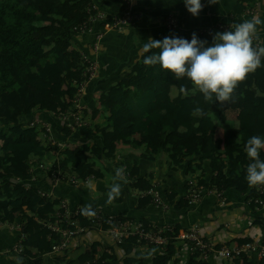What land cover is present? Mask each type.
<instances>
[{
	"label": "trees",
	"instance_id": "obj_1",
	"mask_svg": "<svg viewBox=\"0 0 264 264\" xmlns=\"http://www.w3.org/2000/svg\"><path fill=\"white\" fill-rule=\"evenodd\" d=\"M253 2L239 0L233 13L243 15L246 6ZM94 6L108 15L119 16L126 10L122 0H0V223L9 224L24 237L22 254L17 256L23 258V264H145L133 256L142 246L135 236L118 246L99 240L80 244L61 255H53L61 239H47L46 226L61 223L57 216L63 213L62 201L68 200L71 210L79 207L75 198L78 186L93 179L109 189L115 170L120 167L125 169L128 180V200L138 199V213L151 205L152 209L170 213L187 211L191 206L190 197L157 194L158 205L148 194L153 190V180L149 179L151 183L144 178L141 168L157 162L169 173L179 174L191 195L202 188L219 195L235 190L258 196L255 187H249L246 181L249 160L245 144L254 135L264 136V67L249 74L236 88L232 100L223 105L206 103L201 93L193 94L186 78L177 81L159 65L145 66L143 59L147 54L143 53L111 85L102 88V80H92L88 69L90 63L100 62L104 53L90 55L85 44L76 38L80 28L90 29L95 16L87 8ZM206 31L179 30L175 36L190 41L195 33L210 46L214 31ZM113 59L111 62L118 64ZM181 84L189 89L188 96L179 93ZM85 88H89L88 101L81 102L83 109L79 112L77 100ZM54 106L64 115L81 114L86 125L80 131H71L50 116ZM197 107L206 115L195 114ZM37 115H48L53 139L61 148L52 144L44 132L28 126L32 120H40ZM42 119L49 122L46 117ZM101 120L106 123L99 128ZM73 131H77L76 135ZM260 156L264 160V150ZM53 171L60 173L63 182L75 185L50 194ZM207 172L212 176L206 181ZM261 200L264 204V196ZM120 201L118 198L112 205H119ZM255 207L262 208L251 206ZM81 209L73 230L101 234L114 226L115 219L107 223L106 217L99 216L98 222L96 215H81ZM142 222L143 226L154 227ZM254 224L264 221L256 219ZM159 230L163 245L148 246L160 249L162 254L152 259V264H178L174 243H178L180 232L188 231L178 224L154 231ZM3 237L4 233L0 243L5 241ZM201 240L209 244L205 238ZM7 245L5 241L0 249ZM241 245L231 243L228 249ZM17 259L12 264H17ZM188 262L208 264L197 250H192ZM228 264L264 263L242 256Z\"/></svg>",
	"mask_w": 264,
	"mask_h": 264
},
{
	"label": "crops",
	"instance_id": "obj_2",
	"mask_svg": "<svg viewBox=\"0 0 264 264\" xmlns=\"http://www.w3.org/2000/svg\"><path fill=\"white\" fill-rule=\"evenodd\" d=\"M252 4L247 5L246 13L253 11L252 13L238 15L233 13V9L236 7L239 0H218L217 4L209 5L207 0H201L203 5L199 15L193 17L185 8L183 0H135L133 4V12L138 17V21L134 26L126 28L123 32H106L102 34V38L99 42L100 47L97 51L92 52L91 46L97 43V38L94 37V33L102 32L103 25L101 23H92L90 27V33L83 38L82 42L85 44L90 55H96L97 52L104 53L102 59L97 61L94 69V77L92 80L101 79L100 87L105 85H111L115 77H119L120 73L126 69L128 65L134 64L139 60L142 55L143 44L147 42V39L151 37L154 40L162 41L165 37L175 35L179 30L186 32L189 29H196L198 31L212 30L214 34L218 32L219 26L226 28H232V25L241 23L245 20H250L252 16L258 15L262 21H264V0H254ZM168 16H171L177 22L176 31L170 32L164 25L165 20ZM261 40H264V30L259 31ZM93 37V38H92ZM95 40V42H94ZM264 46V45H262ZM114 58L118 64L111 62L110 58ZM116 69L115 73L112 70ZM107 77V78H106ZM103 84V85H102ZM102 87V88H103ZM98 88V87H97ZM89 89V88H88ZM88 89H83L82 103L88 101ZM55 116V114H53ZM38 116V115H37ZM48 115L39 117H46ZM60 117L58 116L57 119ZM45 122V119H40ZM47 124L51 126V121ZM63 133H61V136ZM157 164V163H156ZM156 164L152 167L153 174L150 171L147 175V179L152 178L153 180V191L160 197L167 196L168 194H175L178 197L183 196L191 197V189L186 187L183 179L179 174L169 173L163 166L155 168ZM150 167V166H149ZM144 166L141 168L144 172ZM211 174L206 173V181L210 179ZM95 182L93 179H88L86 183L77 188L79 192L75 196L76 200H79V207L75 209H81L85 205H91L92 209L97 212L101 209V214L104 218L112 219L110 215L119 217H129L130 213L135 214L134 219L145 220L152 218L147 222L153 224L155 228L171 227L172 225L178 224L182 227V230H191L197 228L198 231L202 227L206 231L203 238H205L209 244L216 248H228L231 243L241 242L242 245L249 242H264V224H254L256 219L264 221V208L255 207L251 208V200L254 197V193L238 192L235 190L222 191L221 194H217L213 190H199V198L191 204L189 210L182 212H166L161 209H155L154 214L152 211H143L138 213L135 211V206L132 204L131 199L128 200V194L126 192V184H122V194L119 197V205H107V198L101 199L102 194H106L109 189L105 188L101 183L95 182L94 188H90V183ZM159 184V186H158ZM86 185H89L86 187ZM175 185L176 189L172 187ZM85 186V187H84ZM158 186V187H157ZM168 188V190L166 189ZM67 186L61 184L57 186V190L67 191ZM95 192V191H97ZM189 193V194H188ZM98 195V198L92 202L87 201L91 195ZM157 195V196H158ZM224 197L226 202L223 207L219 206V198ZM83 197V199H82ZM216 197V200H215ZM224 199V200H225ZM77 200V203H78ZM162 200H164L162 198ZM70 203L68 200H64ZM127 201L129 204H127ZM104 204L108 207L104 209ZM133 207V208H132ZM193 208V209H192ZM258 208V209H256ZM97 210V211H96ZM100 212V211H99ZM142 218V219H141ZM206 222V223H205ZM219 228L222 231L218 232ZM5 232V231H4ZM0 232V236L2 233ZM8 232V231H7ZM9 235V232H8ZM7 236L4 235V238ZM10 236H8L9 238ZM14 237V236H13ZM7 238V239H8ZM7 241V240H5ZM0 244H4V242ZM8 244L12 243L13 240L8 239ZM176 248L178 264H189L188 260L192 254V249L188 243H174ZM153 247L148 245L140 246L133 256L140 257L142 253H146ZM156 249V248H155ZM162 254L160 249H156L155 255L149 259L156 258ZM143 261L145 259L140 258ZM208 264H223L216 260L212 256H209L205 260ZM254 261V260H252ZM0 264H4L0 260Z\"/></svg>",
	"mask_w": 264,
	"mask_h": 264
},
{
	"label": "clouds",
	"instance_id": "obj_3",
	"mask_svg": "<svg viewBox=\"0 0 264 264\" xmlns=\"http://www.w3.org/2000/svg\"><path fill=\"white\" fill-rule=\"evenodd\" d=\"M209 5L217 4L218 0H207ZM186 10L193 16L202 10L201 0H183ZM233 30L216 32L212 43L208 46L206 40H200L195 33L191 40L177 37L174 34L162 41L151 37L143 44L142 53L145 66L159 65L161 70L170 73L177 81L187 79L191 92H199L206 103L223 105L232 100L236 88L244 82L248 75L258 68L264 67V40L259 31L264 30V21L258 15L250 20L232 25ZM158 49L159 52H154ZM179 93L189 95V89L181 84ZM197 115H206L199 107L194 109ZM264 150V136L254 135L245 144V152L249 163L246 168V181L249 187L264 186V160L261 159ZM113 182L107 192L106 204L111 205L122 194V184L128 183L123 167L115 170ZM81 215L94 217L96 212L92 206L85 205ZM156 249L142 253L138 259H149L155 255ZM17 264H23V258L17 259Z\"/></svg>",
	"mask_w": 264,
	"mask_h": 264
},
{
	"label": "built area",
	"instance_id": "obj_4",
	"mask_svg": "<svg viewBox=\"0 0 264 264\" xmlns=\"http://www.w3.org/2000/svg\"><path fill=\"white\" fill-rule=\"evenodd\" d=\"M126 6V10L122 15L116 16V15H108L107 13L97 10V8L94 6L93 8L88 7L87 12L89 14H92L95 16L94 19H92V23H100L103 25L104 32L109 31H121L124 28L132 27L135 25V23L138 21V17L133 12V4L135 0H122ZM253 12V11H252ZM251 11L247 12L246 14L252 13ZM165 26L170 27V30H177V25L174 20L171 18H168L165 20ZM228 28L224 26H219L218 30L220 31H227ZM89 29H83L82 31ZM81 31H78V33ZM212 30H207L206 32L209 34ZM90 33V32H89ZM87 61V60H86ZM94 69L95 65L93 63L89 64L88 73H90V78L94 77ZM83 90V89H82ZM80 94V93H79ZM82 105L80 101V97H78L77 100V107L76 110L80 112L82 110ZM68 118H67V117ZM64 119L66 120L65 125L70 128V130H74L77 127H80V121L82 116L79 115H72L67 114ZM69 119V122L68 120ZM65 122V121H64ZM30 128H33L34 130L40 132L43 131L47 136L48 139L52 141V144H55L61 148V145L58 144L54 139L52 135L51 126L43 121H35L32 120L29 125ZM41 129V130H38ZM41 169V168H40ZM37 171V169H36ZM52 178H54L53 188L51 189L50 194L54 192L55 189H57V186L63 184L65 186L70 187L71 185H75L73 182H63L60 179V173L58 171L52 172ZM202 188H200L201 190ZM256 192L258 193V196L254 195L255 197L251 200V205L254 206H260L264 208V204L261 200V198L264 196V186H256L255 187ZM205 190V189H202ZM38 193H41L40 191H37ZM48 194V195H50ZM149 195H153L156 201H158L159 205V199L156 195V193L152 190L148 193ZM142 197H145V195H142ZM199 198V194H193L190 197L189 204L191 205ZM220 201V207H223L225 204V200L222 197H218ZM154 200V202H155ZM63 213L61 215H58V220L61 221V223L57 224H48L46 226L47 228V239H61V243L57 248L53 249V255H61L64 250L68 248L76 247L80 244H90L92 243L90 239L93 236L99 235L101 238H99V241H102L105 245L108 246H118L122 243V241L126 240L127 238L131 236H135L138 238L139 242L143 245H152V246H160L164 243V238L162 237V230L154 231L156 228L152 227L150 225L143 226V220L138 221L134 220L129 217H119L117 220L115 219L114 226L112 228H109L105 231V233L101 234H94L93 232H87L82 229L73 230L74 228V220L78 217L79 210L73 209L71 210L68 207V203L66 201H62L61 203ZM258 209V208H256ZM98 212H96V219L100 220L99 216L97 215ZM112 219L107 218V223H110ZM64 227V228H63ZM101 230V225L98 226V231ZM2 231H8L9 236L12 237L13 242L8 244L7 246L0 249V255L6 254L7 258H10V261L15 262L17 259V256H20L22 254L21 250V244L24 241L23 236H19L17 233H14V228L6 223H0V232ZM14 236V237H13ZM178 242L185 241L186 243L191 246L192 250H197L199 253L203 255L204 260H206L207 256H212L216 260L220 261L223 264H228L233 258H239L242 256H248L253 262L256 263H264V242H249L245 243L239 247H234L233 249L228 248H215L211 244H208L206 242H203L199 236L198 230L196 228L189 230L188 232H180L178 237ZM88 241L90 243H88ZM3 256V255H2ZM6 260V259H5Z\"/></svg>",
	"mask_w": 264,
	"mask_h": 264
},
{
	"label": "rangeland",
	"instance_id": "obj_5",
	"mask_svg": "<svg viewBox=\"0 0 264 264\" xmlns=\"http://www.w3.org/2000/svg\"><path fill=\"white\" fill-rule=\"evenodd\" d=\"M135 4V3H134ZM168 18H171L172 20H174L175 21V23H176V25H177V22H176V20L174 19V17L172 18L171 16H168L167 17V19ZM101 23V22H100ZM164 25H165V22H164ZM170 32H173L174 30H170V27H168V26H165ZM126 28H124V29H122L121 31H115V30H113V31H110V32H123L124 30H125ZM128 29V28H127ZM101 33L100 32H98V33H94V37L95 38H97L98 39V41H96L97 43H94V45L93 46H91L92 48H91V51L92 52H94V51H97V48L98 47H100V44H99V42H100V40H101V38H102V34H104L105 32H104V30L101 28ZM89 34V32L87 31V30H84V31H80L79 33H77V36H76V38L79 40H82V37L84 38H86V36H90V35H88ZM93 38V37H92ZM86 39H88V38H86ZM94 42H95V40H94ZM94 65H95V63H93ZM83 93V90H81V92H80V95H79V97H80V100H83L82 98H83V96L81 97V94ZM82 102V101H81ZM53 111L50 113V116L52 117V116H54L53 114H55V118H58V116L60 117L59 119H57L59 122H61L63 125H65V123H66V120L64 119V117L66 116V115H64V112H62V113H60L58 110H57V107H55L54 106V108L52 109ZM59 114H61V115H59ZM80 117L82 116L81 114H78ZM67 117V116H66ZM65 117V118H66ZM37 118L38 119H41L42 117H39V116H37ZM68 118V117H67ZM47 119V118H46ZM68 120V122H69V119H67ZM35 121H37V120H35ZM39 121H41V120H39ZM65 121V122H64ZM46 123V122H45ZM86 120H84V119H82L81 118V121H80V127H77L76 129H77V131L79 130H82V128L86 125ZM106 122L105 121H103V120H101L100 122H98V126H99V128L103 125V124H105ZM62 127V126H61ZM60 127V128H61ZM38 130H41V129H38ZM72 131V130H71ZM70 131V132H71ZM77 131H73V135H76L75 133H77ZM41 132V131H40ZM43 132V131H42ZM62 133V132H61ZM72 133V132H71ZM61 143V142H60ZM143 166L145 167L144 168V172H143V170H142V176L144 177V178H147V175H148V173L150 172V171H152V173L151 174H153V169H154V167H149L150 165H148V164H143ZM142 166V167H143ZM161 166H163L161 163H160V165H159V163L157 162V165H156V167L155 168H159V167H161ZM212 176V175H211ZM153 178V177H152ZM148 181H150L151 183H152V181L151 180H149V178L147 179ZM88 181V179L84 182V183H86ZM95 182H91L90 183V188H94V184ZM87 186H89V185H86V187ZM79 187V190L80 189H82V188H80L81 187V185L80 186H78ZM85 187V186H84ZM172 187L173 188H175L176 189V187H175V185H172ZM167 190H168V188H166ZM95 192H97V193H99L98 192V190L97 191H95ZM104 197L105 198H107V193L106 194H102L101 196H100V198L101 199H104ZM158 198H159V196H157ZM82 199H83V197H82ZM84 200V199H83ZM95 200V197H94V195H91V197L90 198H87V201H89V202H92V201H94ZM131 202H132V204H134L133 206H135L136 207V205H137V202H138V199L136 198V197H132V199H131ZM106 204V203H105ZM104 204V209H106V208H108L106 205ZM127 204H129V202L127 201ZM110 206V205H109ZM219 206H220V204H219ZM133 208V207H132ZM97 211V210H96ZM100 211V212H99ZM99 211H97V212H99L100 213V215H98V216H103L104 217V215L103 214H101V209L99 210ZM148 212H153L154 214H156L155 212V209H152V205H151V207H149L148 208V210H147ZM134 215L135 214H132V213H130L128 216H130V217H132V218H134ZM110 217L112 218V219H116L117 220V216H112V215H110ZM149 220H152V218H150V219H147V221H149ZM206 223V222H205ZM217 229V231L218 232H220V231H222L221 229H219V228H215L214 230H216ZM2 232H4V231H2ZM14 233L16 234V233H18L17 232V230L16 229H14ZM206 233V231L204 230V228H200L199 229V234H200V237L201 238H203V236H204V234ZM1 234V233H0ZM4 235L5 236H7L6 238H4V240H7V242H9L8 241V239H12V237H9L8 238V232L7 231H5L4 232ZM19 235V234H18ZM8 238V239H7ZM99 238H101L99 235H97V236H93L91 239H90V241L91 242H93V241H96V240H99ZM88 243H90L89 241H88ZM3 247H5V246H3ZM3 247H1V248H3ZM3 255V256H2ZM5 256H7L6 254H1L0 255V260L1 261H3V263L4 264H12V262L10 261V258H7V257H5ZM176 257H178L177 256V254H176ZM6 259V260H5ZM154 259V258H153ZM144 263L145 264H152V260L151 259H145V261H144Z\"/></svg>",
	"mask_w": 264,
	"mask_h": 264
}]
</instances>
